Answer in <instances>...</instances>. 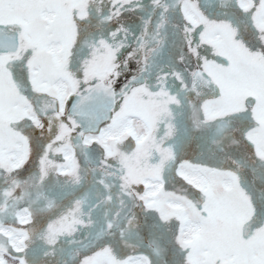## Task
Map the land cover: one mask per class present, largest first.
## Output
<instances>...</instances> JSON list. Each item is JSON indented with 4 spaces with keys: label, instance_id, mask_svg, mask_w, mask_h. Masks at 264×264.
I'll list each match as a JSON object with an SVG mask.
<instances>
[{
    "label": "snow or ice",
    "instance_id": "snow-or-ice-1",
    "mask_svg": "<svg viewBox=\"0 0 264 264\" xmlns=\"http://www.w3.org/2000/svg\"><path fill=\"white\" fill-rule=\"evenodd\" d=\"M0 264H264V0H0Z\"/></svg>",
    "mask_w": 264,
    "mask_h": 264
}]
</instances>
